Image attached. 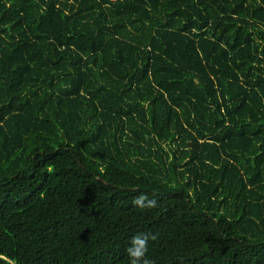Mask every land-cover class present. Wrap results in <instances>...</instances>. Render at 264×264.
I'll list each match as a JSON object with an SVG mask.
<instances>
[{
	"label": "trees",
	"instance_id": "trees-1",
	"mask_svg": "<svg viewBox=\"0 0 264 264\" xmlns=\"http://www.w3.org/2000/svg\"><path fill=\"white\" fill-rule=\"evenodd\" d=\"M144 232L155 264H264V0H0V264Z\"/></svg>",
	"mask_w": 264,
	"mask_h": 264
},
{
	"label": "clouds",
	"instance_id": "clouds-1",
	"mask_svg": "<svg viewBox=\"0 0 264 264\" xmlns=\"http://www.w3.org/2000/svg\"><path fill=\"white\" fill-rule=\"evenodd\" d=\"M133 205L145 209L156 207L157 201L150 199L147 194L141 193L132 200ZM157 235L144 232L133 235L129 241V246L126 248V253L129 257V264H155V262L146 256L148 252V242L155 241Z\"/></svg>",
	"mask_w": 264,
	"mask_h": 264
},
{
	"label": "water",
	"instance_id": "water-1",
	"mask_svg": "<svg viewBox=\"0 0 264 264\" xmlns=\"http://www.w3.org/2000/svg\"><path fill=\"white\" fill-rule=\"evenodd\" d=\"M99 179H101L100 177H98ZM103 182H106L105 180H102Z\"/></svg>",
	"mask_w": 264,
	"mask_h": 264
}]
</instances>
